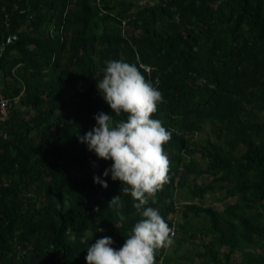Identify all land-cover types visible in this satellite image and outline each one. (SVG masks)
<instances>
[{"label": "trees", "instance_id": "16d2710c", "mask_svg": "<svg viewBox=\"0 0 264 264\" xmlns=\"http://www.w3.org/2000/svg\"><path fill=\"white\" fill-rule=\"evenodd\" d=\"M108 59L136 63L164 96L168 178L149 205L175 235L211 237V264H264V0H0V90L20 97L0 123V264H88L90 243L120 247L141 218L121 181L94 182L111 161L78 135L114 113L97 86ZM205 125L215 140H196ZM219 191L235 199L222 210L205 203ZM193 218L205 225L191 231Z\"/></svg>", "mask_w": 264, "mask_h": 264}, {"label": "clouds", "instance_id": "9594fccd", "mask_svg": "<svg viewBox=\"0 0 264 264\" xmlns=\"http://www.w3.org/2000/svg\"><path fill=\"white\" fill-rule=\"evenodd\" d=\"M101 70L103 77L97 86L114 113H96L97 124L78 134L79 139L98 157L111 161L102 174L94 173V182L107 188L109 175L121 181L122 192L131 194L141 218L122 246L115 247L111 235L101 236L87 247L85 259L88 264H154L157 249L174 243V228L159 209L149 205V196L168 178L169 157L164 145L171 131L153 115L164 96L134 62L108 59ZM119 201L120 195H116L109 206Z\"/></svg>", "mask_w": 264, "mask_h": 264}, {"label": "rangeland", "instance_id": "374dc122", "mask_svg": "<svg viewBox=\"0 0 264 264\" xmlns=\"http://www.w3.org/2000/svg\"><path fill=\"white\" fill-rule=\"evenodd\" d=\"M141 3H145L146 0H140ZM208 137H211L215 140L214 135L211 132V128L209 125H205L204 132L200 133L196 140L197 141H204ZM224 146V145H223ZM196 160L199 166L206 167L208 165V162L206 160H202L199 155L196 156ZM210 181L209 176L203 175L198 178L197 182L200 185H206ZM194 177L191 176L189 179V184H193ZM179 197L181 200V205L184 206L187 203V193L185 190H181L179 192ZM224 198V192L219 191L214 194H208L205 199L206 205H212L215 208H218L222 210L228 202H233L235 199H229L227 201L222 200ZM197 204H200L201 201L199 199H196L193 201ZM186 219L182 217V214L177 217V224H181L185 222ZM205 225V222L203 218H193L191 223L189 224L190 230H194L196 228L200 229L202 226ZM193 228V229H192ZM190 234L182 233L179 235L176 234L173 239L174 243L170 246L167 254V259L160 264H190L189 257L191 254L194 255L193 263L192 264H211L209 259L201 254V252L204 250V244H207L211 237L208 236H202L200 234H197L196 238L189 237ZM183 237L182 243H179V238ZM186 239V240H185ZM242 259V255L240 253H236L234 255L235 261H240Z\"/></svg>", "mask_w": 264, "mask_h": 264}, {"label": "built area", "instance_id": "2783aa9c", "mask_svg": "<svg viewBox=\"0 0 264 264\" xmlns=\"http://www.w3.org/2000/svg\"><path fill=\"white\" fill-rule=\"evenodd\" d=\"M15 40H16V36H9L7 38V41L3 44V47L1 48V53L8 44L13 43ZM141 68L148 73L151 72V67L145 64H141ZM18 103H20L19 96L12 100L11 98L5 96L0 90V123H7L10 120L12 107L14 104H18Z\"/></svg>", "mask_w": 264, "mask_h": 264}]
</instances>
